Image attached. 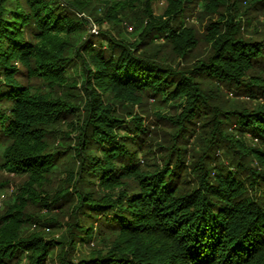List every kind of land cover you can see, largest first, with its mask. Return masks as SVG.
Listing matches in <instances>:
<instances>
[{
  "label": "trees",
  "instance_id": "trees-1",
  "mask_svg": "<svg viewBox=\"0 0 264 264\" xmlns=\"http://www.w3.org/2000/svg\"><path fill=\"white\" fill-rule=\"evenodd\" d=\"M100 1L0 0V170L27 178L0 264H264V104L224 102L264 98V0ZM85 11L137 40L84 38ZM145 98L171 109L153 128L132 114ZM42 208L66 212L59 238L26 228Z\"/></svg>",
  "mask_w": 264,
  "mask_h": 264
},
{
  "label": "rangeland",
  "instance_id": "rangeland-1",
  "mask_svg": "<svg viewBox=\"0 0 264 264\" xmlns=\"http://www.w3.org/2000/svg\"><path fill=\"white\" fill-rule=\"evenodd\" d=\"M102 1L100 0H92L90 8L92 11L96 14V16H102L103 10L102 9ZM164 8V0H154L152 3V10L155 15L161 14L163 12ZM80 16L87 17V24L85 30L84 38H91L93 41H95V44L97 40H99L100 32H105L111 34L114 38L123 39L129 43H132L133 41L137 40V34L139 31V28H137L135 23H129V22H120L119 25H116L114 22H109L106 20H102L100 23H97L94 21V17L90 15L89 11H85L79 14ZM207 17L200 15V10L196 9L190 14V16L186 14V22L187 25L192 28V30L195 32L196 35L199 37H202L204 34V28L207 23ZM96 28V31L95 29ZM159 42V41H157ZM162 39H160V43L157 46V54L158 56H167L168 62H174L177 63L178 66L185 67L186 62L177 60V57H175L171 51L170 46L166 45L164 46ZM153 44V43H152ZM200 44V48L196 51V53H199L203 51V54L206 53L205 45ZM154 44L153 45H147V51H154L156 50ZM224 93L226 94L224 102L227 104L233 102L235 106H244L246 108H251L255 106L256 104H264V98H249L247 96H236L233 94L231 90H225ZM223 94V93H222ZM225 103V104H226ZM118 108V107H116ZM159 108L161 112H167L169 113L171 109L169 107H166L164 103H156L152 98H145L143 100V103L141 106L134 104L132 106V114H136L142 117L144 125H147L151 128L153 126L151 125V121L153 120V112ZM143 109V111H141ZM126 119L129 118V116H125ZM65 129V128H64ZM254 140H256L254 138ZM254 142V141H253ZM256 142V141H255ZM56 143V142H55ZM27 178L21 176H16L14 174H10L8 171L0 170V216L5 213V210L8 208V206L12 203V197L15 196L16 193L19 192V187L25 186L24 181ZM58 181V177H53L52 179H49L45 181L47 190L49 189H55L58 185L56 182ZM35 185V183H33ZM40 213L42 214V217L45 218V223L43 225H35L30 224L26 228L31 231H36L40 229L46 238H59L63 231V226L66 222L67 214L63 210L59 209H53L52 211L47 210L46 208H42ZM51 219H54L57 223V225H51L49 224L52 222ZM55 254V253H54ZM51 254L50 257L47 259L45 264H57L55 255Z\"/></svg>",
  "mask_w": 264,
  "mask_h": 264
},
{
  "label": "built area",
  "instance_id": "built-area-1",
  "mask_svg": "<svg viewBox=\"0 0 264 264\" xmlns=\"http://www.w3.org/2000/svg\"><path fill=\"white\" fill-rule=\"evenodd\" d=\"M95 29V31H96V28H94Z\"/></svg>",
  "mask_w": 264,
  "mask_h": 264
}]
</instances>
